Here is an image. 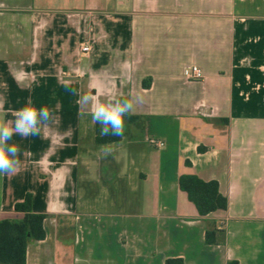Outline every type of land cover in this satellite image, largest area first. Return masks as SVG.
<instances>
[{
    "label": "crops",
    "instance_id": "0c3cea01",
    "mask_svg": "<svg viewBox=\"0 0 264 264\" xmlns=\"http://www.w3.org/2000/svg\"><path fill=\"white\" fill-rule=\"evenodd\" d=\"M79 94L139 98L106 158ZM29 98L57 120L0 176V222L28 194L46 216L25 264H264V0H0V112ZM184 174L227 209L201 217Z\"/></svg>",
    "mask_w": 264,
    "mask_h": 264
},
{
    "label": "clouds",
    "instance_id": "9594fccd",
    "mask_svg": "<svg viewBox=\"0 0 264 264\" xmlns=\"http://www.w3.org/2000/svg\"><path fill=\"white\" fill-rule=\"evenodd\" d=\"M69 90L77 94L75 90ZM79 97L77 103L81 105V111L78 115L90 116L91 123L99 126L100 137H123L126 118L130 119L134 115L135 106L139 102L138 97L111 98L107 102L94 101L87 94H79ZM9 111L12 120L5 119L7 112H0V176L17 174L22 164L20 146L11 142L13 136L19 135L25 139L38 136L44 125L57 120L53 109L48 106L37 108L30 98L23 107ZM100 152L106 158L112 154V148L104 144L100 146Z\"/></svg>",
    "mask_w": 264,
    "mask_h": 264
},
{
    "label": "trees",
    "instance_id": "16d2710c",
    "mask_svg": "<svg viewBox=\"0 0 264 264\" xmlns=\"http://www.w3.org/2000/svg\"><path fill=\"white\" fill-rule=\"evenodd\" d=\"M133 120V118H131ZM95 143L104 145L121 141L122 137H100L99 126H95ZM179 186L188 195L201 217H206L218 210H226L228 200L219 191L217 181H203L195 175H181ZM15 211L24 214L21 222H0V264H25L26 248L30 239L43 240L45 215L32 212V197L28 194L25 200L15 205ZM208 245L221 244L224 241V229L209 225L206 232ZM166 264H183L180 259H170ZM228 264H238L233 261Z\"/></svg>",
    "mask_w": 264,
    "mask_h": 264
},
{
    "label": "built area",
    "instance_id": "2783aa9c",
    "mask_svg": "<svg viewBox=\"0 0 264 264\" xmlns=\"http://www.w3.org/2000/svg\"><path fill=\"white\" fill-rule=\"evenodd\" d=\"M92 49L93 47L90 44H85L84 46L81 47V52L83 54H88L92 51ZM188 78L190 80L199 81L203 79V73L198 67L194 66L191 68ZM148 142L150 145L154 146L155 148H163L165 146V142L163 140L156 138H150Z\"/></svg>",
    "mask_w": 264,
    "mask_h": 264
}]
</instances>
